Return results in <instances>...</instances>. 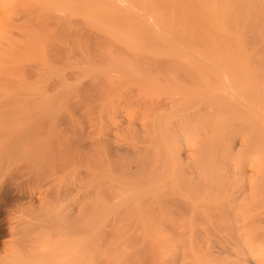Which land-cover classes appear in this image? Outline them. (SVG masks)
<instances>
[{
	"label": "bare ground",
	"instance_id": "1",
	"mask_svg": "<svg viewBox=\"0 0 264 264\" xmlns=\"http://www.w3.org/2000/svg\"><path fill=\"white\" fill-rule=\"evenodd\" d=\"M72 106L35 257L264 264V0H0V130Z\"/></svg>",
	"mask_w": 264,
	"mask_h": 264
},
{
	"label": "rangeland",
	"instance_id": "2",
	"mask_svg": "<svg viewBox=\"0 0 264 264\" xmlns=\"http://www.w3.org/2000/svg\"><path fill=\"white\" fill-rule=\"evenodd\" d=\"M67 77H72L73 79V76L71 75ZM52 83H54V85L55 83L56 85H59L57 80H54V82L52 81ZM53 88L54 86L51 89L53 90ZM75 101L76 103L73 105L78 106L77 100ZM76 106L75 108L72 106L75 114L77 113L75 115L76 118L74 117L73 119H70L64 115V117L59 116L54 119L59 130L58 133H46V125L50 122V119L48 120L47 118L41 119L42 121L40 120L41 124H44V127H46L37 130L38 132L33 135V138L29 135L30 123H27L28 121H26L29 119L25 120L27 124L23 122L27 127H22V131L20 132H2L0 130V264H66L60 257L49 259L47 256L35 257L34 254H39V250L41 249L38 248V244H40L44 234L51 235L52 239L57 241L60 239L59 234L64 230L59 221L48 212L46 207V202L51 199L52 195L55 194L59 188L58 186L60 182L59 180H55L56 177L57 179L58 177H62L64 174L63 170H65L62 167V172L59 171L62 168L55 167V171L59 169L57 172L60 176L57 173H55L58 175H56V177L54 175V177H52L51 174H48L53 158L55 160L53 163H56L58 159V157H54L55 155L57 156V151L60 149L58 143L61 142L63 138H71L70 140L73 146L76 147L74 148L77 149L78 146V149L81 150L84 146L85 149L82 148L81 151L86 150L85 156H87L86 158L88 160H91L89 156H92V138L94 135H92V132L94 133L93 124L90 123L89 127L88 124L90 119L83 115L84 111L83 109L81 110L82 107L79 108L80 105L78 108ZM32 120H30V122ZM43 122H45L46 125ZM72 124L74 126L77 125L76 128L78 129L75 130V127L73 128ZM71 130L76 131L77 133L74 134ZM83 130L86 134H84ZM79 132L80 134L78 135ZM45 142L47 143L45 144ZM56 142H58L57 145ZM51 143H53V145ZM50 145L54 146V149L56 147L58 149L56 148L55 150H52ZM52 151H54V154ZM50 153L54 155H52V162L48 160L50 167L48 165H45V167L43 164L48 163L47 159H49L46 155L49 156ZM87 159L85 160L88 162ZM75 160V163H82V161ZM45 161L47 162L45 163ZM51 170L54 169H50L51 173L55 172ZM79 171L83 172L82 170ZM76 173L77 171H75V174ZM83 175L84 174L82 173V176ZM78 177L81 176L78 175L73 180L74 183L77 182ZM73 199L76 201L78 196L75 195ZM71 213L73 212L71 211ZM13 251H17L22 257L19 259L12 258L11 253Z\"/></svg>",
	"mask_w": 264,
	"mask_h": 264
}]
</instances>
